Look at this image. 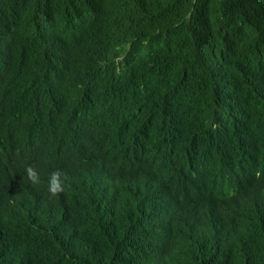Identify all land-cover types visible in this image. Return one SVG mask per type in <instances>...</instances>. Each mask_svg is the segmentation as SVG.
Segmentation results:
<instances>
[{
	"label": "trees",
	"instance_id": "1",
	"mask_svg": "<svg viewBox=\"0 0 264 264\" xmlns=\"http://www.w3.org/2000/svg\"><path fill=\"white\" fill-rule=\"evenodd\" d=\"M0 264H264V0H0Z\"/></svg>",
	"mask_w": 264,
	"mask_h": 264
},
{
	"label": "clouds",
	"instance_id": "2",
	"mask_svg": "<svg viewBox=\"0 0 264 264\" xmlns=\"http://www.w3.org/2000/svg\"><path fill=\"white\" fill-rule=\"evenodd\" d=\"M28 179L33 184H38L40 182L39 173L31 165L27 166L25 169ZM62 176L66 179V176L59 170L51 173L50 179L48 181V192L51 196L55 197L65 190L64 181Z\"/></svg>",
	"mask_w": 264,
	"mask_h": 264
}]
</instances>
